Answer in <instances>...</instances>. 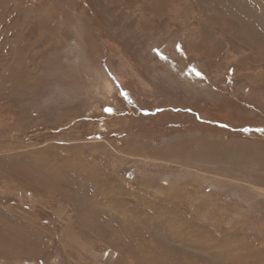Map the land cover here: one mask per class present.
Wrapping results in <instances>:
<instances>
[{
  "label": "rangeland",
  "instance_id": "1",
  "mask_svg": "<svg viewBox=\"0 0 264 264\" xmlns=\"http://www.w3.org/2000/svg\"><path fill=\"white\" fill-rule=\"evenodd\" d=\"M0 264H264V0H0Z\"/></svg>",
  "mask_w": 264,
  "mask_h": 264
},
{
  "label": "bare ground",
  "instance_id": "2",
  "mask_svg": "<svg viewBox=\"0 0 264 264\" xmlns=\"http://www.w3.org/2000/svg\"><path fill=\"white\" fill-rule=\"evenodd\" d=\"M111 84V83H110ZM107 85V84H106Z\"/></svg>",
  "mask_w": 264,
  "mask_h": 264
}]
</instances>
